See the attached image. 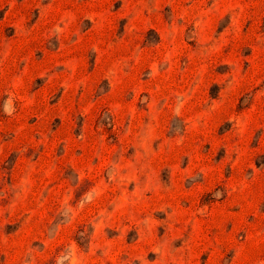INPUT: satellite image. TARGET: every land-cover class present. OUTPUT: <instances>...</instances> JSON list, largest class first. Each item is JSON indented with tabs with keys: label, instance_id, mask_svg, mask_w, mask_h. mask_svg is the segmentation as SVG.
Returning <instances> with one entry per match:
<instances>
[{
	"label": "rangeland",
	"instance_id": "1",
	"mask_svg": "<svg viewBox=\"0 0 264 264\" xmlns=\"http://www.w3.org/2000/svg\"><path fill=\"white\" fill-rule=\"evenodd\" d=\"M0 264H264V0H0Z\"/></svg>",
	"mask_w": 264,
	"mask_h": 264
}]
</instances>
